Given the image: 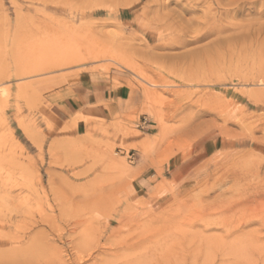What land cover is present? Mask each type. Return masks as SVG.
Instances as JSON below:
<instances>
[{"label":"rangeland","instance_id":"1","mask_svg":"<svg viewBox=\"0 0 264 264\" xmlns=\"http://www.w3.org/2000/svg\"><path fill=\"white\" fill-rule=\"evenodd\" d=\"M263 184L264 0H0V264H264Z\"/></svg>","mask_w":264,"mask_h":264},{"label":"crops","instance_id":"2","mask_svg":"<svg viewBox=\"0 0 264 264\" xmlns=\"http://www.w3.org/2000/svg\"><path fill=\"white\" fill-rule=\"evenodd\" d=\"M123 95L122 90H115L107 83L85 79L57 91L54 94L53 111L63 123L78 117L109 120L125 102Z\"/></svg>","mask_w":264,"mask_h":264},{"label":"bare ground","instance_id":"3","mask_svg":"<svg viewBox=\"0 0 264 264\" xmlns=\"http://www.w3.org/2000/svg\"><path fill=\"white\" fill-rule=\"evenodd\" d=\"M225 1H226V0H225ZM246 1H247V0H246ZM249 1H250V0H249ZM243 3H244V1H243ZM246 3H247V2H246ZM130 4H131V3H129V5H130ZM235 4H236V3H235ZM241 4H242V3H241ZM250 4H251V3H250ZM252 4H253V3H252ZM261 4H262V3H261ZM231 5H232V4H231ZM242 6H243V4H242ZM244 6H245V4H244ZM244 6H243V7H244ZM226 7H227V6H226ZM226 7H225V8H226ZM233 7H235V6H233ZM233 7H231V8H233ZM243 7H242V8H243ZM231 8H230V10H231ZM239 8H240V7H239ZM240 9H241V8H240ZM230 10H229V12H230ZM238 10H239V9H238ZM241 10H242V9H241ZM181 12H182V11H181ZM186 12H188V11H186ZM234 12H235V10H234ZM182 13H183V12H182ZM183 15H184V14H183ZM188 15H189V13H188ZM234 15H235V14H234ZM230 16H231V15H230ZM230 16H229V17H230ZM151 18H152V17H151ZM218 18H219V17H218ZM152 19H153V18H152ZM218 20H219V19H218ZM162 21H163V20H162ZM167 21H168V20H167ZM220 21H221V20H220ZM211 23H212V22H211ZM221 23H222V22H221ZM223 23H224V22H223ZM166 24H167V23H166ZM212 24H213V23H212ZM212 24H211V25H212ZM207 25H208V24H207ZM214 25H215V24H214ZM184 26H185V25H184ZM207 28H210V27H207ZM215 28H216V27H215ZM219 30H220V28H219ZM16 31H17V30H16ZM24 31H25V30H24ZM203 31H204V29H203ZM214 31H215V30H214ZM222 31H223V30H222ZM174 32H175V31H174ZM210 32H211V33H210ZM215 32H216V31H215ZM219 32H220V31H219ZM219 32H218V33H219ZM17 33H18V32H17ZM17 33H16V34H17ZM209 33H210L211 36H212V34H213V33H212V30H210V31L208 32V34H209ZM192 34H193V33H192ZM200 34H201V33H200ZM215 35H216V34H215ZM14 36H15V35H14ZM205 36H206V35H204V37H205ZM178 38L182 41L181 36L178 37ZM202 38H203V37H202ZM197 42L199 43V40H198ZM166 45H167V44H166ZM173 46H174V45H173ZM227 50H228V49H227ZM231 50H232V49H231ZM229 51H230V50H229ZM219 52H220V51H219ZM37 53H38V52H37ZM45 55H46V54H45ZM105 55H106V54H105ZM37 56H38V59H39V58H41V57L44 56V53H38ZM110 56H111V55H110ZM102 57H103V56H102ZM51 58H53V57L50 55V56L48 57V60H50ZM53 60H54V59H53ZM4 93H5V92H4ZM5 95H6V94H5ZM78 116H79V115H78ZM80 119H81V118H80ZM80 119H79V120H80ZM74 127H75V126H74ZM263 185H264V184H263ZM260 192H261V191H260ZM255 193H256V192H255ZM260 207H261V206H260ZM258 216H259V215H258Z\"/></svg>","mask_w":264,"mask_h":264}]
</instances>
